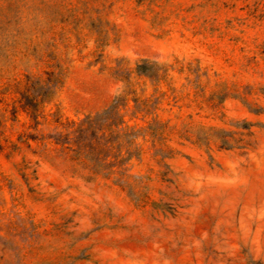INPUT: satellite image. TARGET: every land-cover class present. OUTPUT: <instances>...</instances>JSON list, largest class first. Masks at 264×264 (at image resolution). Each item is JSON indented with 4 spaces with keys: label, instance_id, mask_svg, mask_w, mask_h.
Segmentation results:
<instances>
[{
    "label": "rangeland",
    "instance_id": "374dc122",
    "mask_svg": "<svg viewBox=\"0 0 264 264\" xmlns=\"http://www.w3.org/2000/svg\"><path fill=\"white\" fill-rule=\"evenodd\" d=\"M0 264H264V0H0Z\"/></svg>",
    "mask_w": 264,
    "mask_h": 264
},
{
    "label": "trees",
    "instance_id": "16d2710c",
    "mask_svg": "<svg viewBox=\"0 0 264 264\" xmlns=\"http://www.w3.org/2000/svg\"><path fill=\"white\" fill-rule=\"evenodd\" d=\"M154 65L149 63L148 61H141L136 65L135 72L138 75H145L146 74V69L152 68ZM52 89V86L48 82L42 86L41 92L37 94V97H40L41 99H45L47 92ZM116 107V102L113 101L109 109H114ZM107 109V111L109 110Z\"/></svg>",
    "mask_w": 264,
    "mask_h": 264
}]
</instances>
